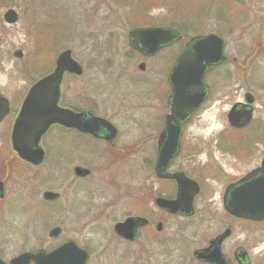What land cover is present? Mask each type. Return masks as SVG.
<instances>
[{
	"label": "rangeland",
	"instance_id": "obj_1",
	"mask_svg": "<svg viewBox=\"0 0 264 264\" xmlns=\"http://www.w3.org/2000/svg\"><path fill=\"white\" fill-rule=\"evenodd\" d=\"M5 1H11L14 4L3 7L0 4V93L9 99L13 109L0 124V180L2 175L6 177L4 196L0 198L1 257L7 260L23 250L49 244L48 230L59 224L63 226L64 232L57 241L71 237L79 245L95 251L87 264H120L124 256L119 255L118 250L122 252L125 248L131 251L122 264H196L192 251L203 246L207 237L202 231H194L195 226H192L194 220H184L187 225L184 224L183 230H177V226L183 223V220L168 218L166 229L160 236L164 244L161 246L155 243L144 246L142 242L126 245L117 241L112 233V226L116 220L123 217L122 213L127 210L125 203L117 204L113 210L111 209L113 212L110 214L114 219H105L96 224L86 222L87 217H94L100 212L97 206L104 204L106 199L99 200L95 197V191L88 196L91 202L85 197H83V203L77 198L76 200L69 181L70 176L72 177V167L77 164L91 168L93 176L86 183L91 189L95 190L104 185L127 186L132 183V188L137 192L140 187H143L146 177L142 159L136 158L133 161V165L137 168L136 172L132 173L134 176H130V161L123 162L121 159L117 161L119 164L117 167L116 165L109 167V162L104 159V155L101 158L99 151L96 155L90 154L86 159H83L82 154L81 158L80 153H83V150L78 145L73 152L79 155L77 158L63 161L65 165L63 172L57 173L53 170L54 168L58 170L59 162L54 161L55 158L51 153L55 151L51 147L50 153L40 167L27 164L28 167L11 148L9 138L11 124L28 88L36 80L52 71L55 57L60 51L70 49L74 59L83 67V72L80 75L65 74L60 86L63 101L61 105L81 110L83 104H87L83 103V94L89 93L91 88L95 87L93 83H98L100 87L105 85L108 88L103 95L95 92L99 98V103H95L96 113L103 115L110 110H112L110 112H116L120 118L121 128L119 144L133 145L139 138L150 132V126L148 125L149 116L146 118L147 114L141 110V105L145 103L140 102L141 99L138 100L140 103H131L130 99L133 97L132 94H135V97L137 94H140L141 98L145 97L144 94L149 92L150 85H138V82L143 81L134 84V80L130 79V82L124 77L132 75L142 80L153 75L150 66L141 72L137 69V61L128 56L127 33L133 23L134 10H146L144 12L149 15L151 21L163 20L167 23L176 21L181 26L185 25L184 40L198 33L214 32L222 36L227 60L215 70V73H240L247 79L246 75L257 72L256 65H259L257 62L261 61L258 57L263 56L261 49L258 48L259 44L261 45L258 19L262 16L258 13V8L264 6V0H241L243 5L236 0L234 2L229 0L230 2L227 3H222L224 0H180V2L179 0L170 2L142 0L145 1L143 4L146 7L135 5V0ZM8 8H14L17 11L18 18L14 23H7L3 19V14ZM174 13L177 14L175 18ZM246 16L248 18L243 25L240 21ZM176 18L182 19L183 23ZM16 50L21 51V57L13 55ZM51 56H53L52 61H50ZM43 60L49 65L44 66ZM40 66H44L41 68L46 70L41 72L38 68ZM131 69L134 72H131ZM252 80L249 88L264 101V87L254 84L256 78ZM226 88L227 85L215 84L216 101L196 117L193 121L195 124L189 130V135L201 138L203 141L200 139V142L205 143V146L206 139L227 124L224 112H227L232 104L231 101L239 99L242 94L239 90L235 92L236 86H231L227 88L223 98V90ZM117 93H119L117 102H111L110 100L116 97ZM155 95L157 94L154 92L151 100ZM146 98L148 103L153 105L151 106L152 114L156 115L160 107V97L157 96V100L151 101L149 94ZM228 98L232 100L228 101ZM120 100L126 102L122 103ZM122 105L123 108L120 110L119 107ZM126 110L133 111L135 119L130 120L128 117H133L131 116L133 112L128 116L127 112L123 114ZM255 117L264 120V110L259 106ZM252 132L253 129L247 132L229 130L222 136L231 139L234 146L240 143L247 146ZM57 136L58 132L53 130L45 138V142L48 144L56 142L59 145ZM65 136L81 138L72 132L65 133ZM66 146L70 148L76 144L71 141L66 142ZM73 152H68L66 157H71ZM255 158V161L254 157L247 160L246 169L259 163V159ZM60 168L62 169V165ZM55 178L56 181L51 184ZM52 185H60V191L63 193L60 203L55 204L54 210H51L54 211L52 213L56 212L55 215H50V202H43L41 196L42 191L51 190ZM36 198L48 211V215L38 219L36 210L40 208V205ZM87 203L90 205L86 206ZM233 223L235 230L226 242L225 254L231 257L234 248L242 245L250 254L251 264H262L264 262V225ZM100 250L102 254L98 253Z\"/></svg>",
	"mask_w": 264,
	"mask_h": 264
},
{
	"label": "flooded vegetation",
	"instance_id": "obj_2",
	"mask_svg": "<svg viewBox=\"0 0 264 264\" xmlns=\"http://www.w3.org/2000/svg\"><path fill=\"white\" fill-rule=\"evenodd\" d=\"M244 7L246 8V5H244ZM260 8H258V13H261L262 16L258 19V30L260 34L258 35L261 45L259 44L258 48L261 49L260 52L263 54V56L258 57L261 58V61L257 62V64H259L256 65L257 72L253 73L252 75H246L248 76L247 79H245L243 74L240 73H215V70H217L218 67L226 62L227 57L222 63H217L209 66L208 70L202 78V84L205 87V95L203 97V101L190 114H188L183 121H181L179 137L177 139V145L175 149L172 146L168 147L167 141H169L170 138L167 135H163L167 127V117L171 115L173 111L171 103L172 90L169 82V73L175 60L183 52L191 38H187V40H184L183 32L185 30V25L181 26V24H177L176 21H171L169 23L163 20L158 22L151 21L149 15L144 12L146 10L140 9L134 10L135 14L134 16H132L134 18L132 19L133 23L131 24L127 33V44L129 48L128 56L129 58L131 57L133 60L137 61V69L141 72H144L146 68L150 66L153 75H150L149 77H146L142 80L139 78H134L132 75H127L124 78L126 80H129L130 82L131 80H134V84L135 82L143 81L142 83L138 82V85H150L149 92H146L144 94L145 97L141 98L140 94H137L135 97V94H132L133 97H131L130 99L131 103H140L141 101L145 103V105H141V110L147 114V116H145L146 118L149 116L148 125L150 126V132L142 138H139L133 145L119 144L121 132L119 115L116 112H110L112 110L109 111L110 113L108 112L107 114L103 115L96 113L95 103H97L99 100V98L97 97V93L103 95L104 91L108 87H106L105 85V87H100L98 86V83H93L95 87L91 88L89 93L83 94V103H87L85 105L83 104V127H85L86 129L81 131L77 128H70L59 123H54L46 129V131L42 134V136H40V139L38 141V147L43 151L42 159L38 163L34 164H31L30 162L22 159L20 160L24 161L26 163V166H28L27 164H30L32 167H40L43 164L45 157H47L50 153L51 147L55 151L54 153H51V155L55 158L54 161L59 162L58 170L55 168L53 170L58 173L65 167L63 161L77 158L79 154L77 155L75 152H73V150L79 145V147L83 150V153H80L81 158L83 154V159L88 158L90 154L96 155L97 151H99V153L101 154V158L104 155V159L109 162V167H112V165H116L117 167L119 165L117 161L121 159H123V162L127 160V162L130 161L131 171L129 173L130 176H132L136 172L135 170L137 168L133 165V161L136 158H140L142 159L146 170V177L143 187H140L139 191H137L138 193L134 188H132V183L128 184L127 186L104 185L101 187H97L95 190L91 189L90 187H87L86 184L89 182L88 179L93 176L91 168L77 164L72 167V177L70 176L69 181L75 193V199L77 198L78 200H80V202L83 203V197H85L88 201L91 202L92 200L89 199L88 196L91 195V192L93 193L95 191V197H97L99 200L106 199L104 204L97 206V210H100V212H98L96 216L87 217L86 222L88 224L101 223L105 219L110 220V218L114 219L113 216H111L112 214H110L111 212H113L112 210L117 206V204L125 203L127 206V210L122 213L123 217L119 220H116L112 226V233L114 234V237L117 239V241L121 244L132 245L137 242H142L144 246H147L151 243H155L156 245L161 246L164 244L160 236L166 229L165 227L167 225L168 218H179L180 220H183V223H179V225L177 226V230H183L185 225H187L185 224L184 220H194L192 224V226H195L194 231H202V233L204 232V235L207 237V239L204 241L203 246L197 247L192 251V256L194 257V262L196 264H215L206 259L199 258L197 255H194V252L211 247L210 251L207 252V254H209L212 251L214 240L226 231H228L227 235L223 236L219 245H217L226 263L251 264L250 254L244 246H236L231 254V257H228L225 254L224 248L227 240L235 230L233 222L264 225V220H247L230 213L226 209V205L230 207H237V203L241 202L243 192L242 184L247 181V179L244 180L245 177H247L249 173L253 172L257 168L261 167L264 161V120L257 119L255 117L258 106L264 110V101L260 98L259 95H255L249 88V86L252 85V79L255 78L256 81L254 84H258L264 87V66L262 65L264 64V6L262 5ZM245 12H247V9H245ZM138 13L141 14L138 15ZM144 17H146V19ZM175 17H177L176 13H174V18ZM247 18V16L245 17V19L243 17V20L240 21V23L244 25ZM177 20H180V23L182 22V19ZM174 22L176 24H174ZM136 27L170 28L177 31L180 36L168 45L158 47L153 52L144 53L131 47L129 44V31L132 28ZM169 50H171L170 53ZM245 52L243 51L244 54ZM250 58L252 59V57ZM131 72H134V70L131 69ZM249 76L251 78H249ZM215 84L227 85V88L236 86L235 92L239 90L240 92H242V94L239 99L232 100L228 98V101L232 100V104L229 106L227 112H224L227 119V124L223 129L218 130L216 134L214 133L212 136L208 137L205 141V146V143L200 142L201 138L199 139V137H194L192 134L189 135V130L191 129L192 125L195 124L193 121L196 119V117H198L202 111L211 106L212 102L216 101L217 98H214ZM227 88L223 90V98H225ZM95 92L97 93L95 94ZM154 92L157 95H155L153 97V100H151ZM118 94L119 93H117L116 97H114L110 101L117 102L116 98H118ZM149 94V99L151 101L157 100V96L160 97V107L156 115L152 114L153 107L151 108V106L153 105L151 103H148V100L146 98V96H148ZM248 94L252 95L251 102H248L246 99V96ZM124 97L127 98L128 96ZM60 99L61 96L59 97V100ZM139 99H141L140 102L138 101ZM228 101H226V103ZM61 102L63 101L61 100ZM121 102L124 103L126 101L124 100ZM101 104H103V102ZM235 104H237L238 109L246 107L245 104L252 107L250 121L243 127L231 125L228 119V111ZM122 108L123 105L119 107L120 110H122ZM125 112H127L126 115L128 116L129 113H132L133 111L126 110L123 112V114H125ZM139 113H141L140 110ZM131 116L133 117L128 116L130 120L135 119L134 112L131 114ZM93 117L105 119L107 121V124L112 128L108 129L104 124L94 122L92 120ZM251 129H253V132L249 136L247 146H244L241 143V145L237 144V146H234L231 139L222 136L226 131L229 130L247 132ZM53 130H56L58 132L57 138L60 142L59 145H57L58 143L56 142L50 141L51 144L45 142V138ZM67 132L75 133L81 138H68L65 136V133ZM71 141H74L76 146L67 148L66 142ZM172 148L174 149V153L168 164L165 166V168L159 167L157 165V161L160 152H168V150ZM68 152H73L74 154H72L71 157H66ZM15 154L17 155V153ZM253 157L254 161L256 159L255 157H257L259 159V163L257 165H253L251 168L246 169L245 166H247V160ZM60 165H62V169L60 168ZM77 166L86 169L87 173L78 175L75 172V167ZM52 176L55 177L54 175ZM5 178L6 177L2 175V180H0L3 183V196L6 184ZM47 179L50 181L49 177H47ZM250 179L251 178H249V180ZM65 180L63 181V183L65 182ZM55 181L56 178L51 181V184H53ZM52 186L53 187H51V190H43L41 196L43 202H50V215H55L56 212L52 213L54 211L51 210H54L53 206L55 204L60 203V200L62 198L61 195L63 193L60 191V185ZM238 187H241L240 190H238ZM180 189L185 190L186 192H194L191 202L193 207L192 215H185V213L182 211L170 212L166 208L161 207L158 203L160 200L177 199ZM46 191H51L53 193H57L58 195L55 198L47 199L44 196V192ZM38 202L40 208H37L36 210L38 214V217H36L37 219L39 217H45V215H48V211L43 208V203L39 200ZM85 205L89 206L90 203H87ZM128 217H140L145 220V222L137 226L136 236L132 240L124 238L123 236L118 234L114 228L115 224L124 221ZM55 228L57 229L56 233L53 232V229ZM63 232V226L59 224L54 225L48 230L47 233L48 238L50 239L49 244H41V246L37 248L26 249L21 251L20 253L30 252L34 254L39 251L48 253L62 245L67 240H73L71 237H65L61 239V241H57L60 239ZM73 241L81 249L86 250L87 258L85 264H87L90 260V257L93 256V252L95 251L86 248L85 246L79 245L75 240ZM129 251H131V249L125 248L122 252L118 250V253L119 255H123L125 259L126 256L130 254ZM98 253L102 254V250H100V252ZM0 258L8 262L12 257L5 260L1 257L0 254ZM124 259L122 257V261L120 262V264L124 262ZM27 264H35V262L33 260H30ZM262 264H264V262Z\"/></svg>",
	"mask_w": 264,
	"mask_h": 264
},
{
	"label": "water",
	"instance_id": "obj_3",
	"mask_svg": "<svg viewBox=\"0 0 264 264\" xmlns=\"http://www.w3.org/2000/svg\"><path fill=\"white\" fill-rule=\"evenodd\" d=\"M18 18L14 8H8L3 19L7 23H14ZM180 34L170 28L162 27H136L129 31V44L131 47L144 53L155 51L158 47L168 45ZM13 55L21 57V51L16 50ZM225 59L223 54V39L215 33L197 35L190 39L183 52L175 60L169 73L172 96V114L167 117V127L163 135H167L168 147H176L180 132V123L203 101L205 87L202 78L209 66L217 64ZM65 72L81 74V65L72 58L69 49L63 50L56 58L55 68L46 74L28 89L21 104L20 111L15 118L11 132L12 148L18 155L29 162L38 163L43 156V151L38 147V141L47 127L58 122L68 127H76L80 130L83 127V111L75 112L68 108L58 106L59 86ZM248 102L252 101V95L246 96ZM244 108H237L233 105L228 112L230 124L237 127L245 126L251 118L252 107L245 104ZM9 112V101L0 93V122ZM92 119V118H91ZM96 123L104 124L108 129L112 128L107 121L93 117ZM96 126V125H95ZM174 149L168 152L161 151L157 165L165 168L172 158ZM164 150V149H163ZM78 175L87 173L83 167H75ZM249 178H251L249 180ZM242 184L243 192L241 202L237 207L227 206V209L235 215L249 219H264V161L260 168L251 172ZM241 187H238L240 190ZM241 192V191H239ZM194 192H186L180 189L175 200H160L161 207L170 212L182 211L191 214L192 196ZM58 194L51 191L44 192L45 198H55ZM3 196V183L0 181V197ZM145 222L140 217H128L122 222L115 224V231L126 239L132 240L136 236V228ZM57 229H53L56 233ZM228 231L221 234L214 240L212 251L208 249L197 250L194 255L201 259H206L215 264H227L221 255L219 245L223 236ZM87 252L81 249L73 240H67L56 249L45 253L24 252L5 262L0 259V264H27L33 260L35 264H85Z\"/></svg>",
	"mask_w": 264,
	"mask_h": 264
},
{
	"label": "trees",
	"instance_id": "obj_4",
	"mask_svg": "<svg viewBox=\"0 0 264 264\" xmlns=\"http://www.w3.org/2000/svg\"><path fill=\"white\" fill-rule=\"evenodd\" d=\"M136 1V3H135V5H137V6H141V5H144L143 3L145 2V1H142V0H135ZM150 1H153V0H150ZM166 2L167 1H171V0H165ZM230 1H232V2H234V0H230ZM229 0H224V1H222V3H227V2H230ZM237 2H241V0H236ZM149 2V1H148ZM179 2H180V0H179ZM142 3V4H141ZM150 3V2H149ZM0 4H1V7H3V6H7L8 4V6H13V2H11V1H9V2H7V1H5V0H0ZM151 4V3H150ZM144 7H146L145 5H144ZM0 21H1V18H0ZM53 49V48H52ZM53 51L55 52V50L53 49ZM53 60V56H51V59H50V61H52ZM43 62V65L44 66H48L49 65V63H47V62H45V60H43L42 61ZM45 62V63H44ZM36 64V63H35ZM36 65H38V63L36 64ZM44 66H40V67H38L40 70H41V72L42 71H45L46 69L45 68H41V67H44ZM36 67V66H35Z\"/></svg>",
	"mask_w": 264,
	"mask_h": 264
}]
</instances>
